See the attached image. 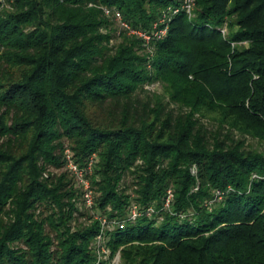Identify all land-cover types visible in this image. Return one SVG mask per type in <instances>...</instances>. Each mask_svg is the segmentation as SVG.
Listing matches in <instances>:
<instances>
[{"label": "trees", "instance_id": "16d2710c", "mask_svg": "<svg viewBox=\"0 0 264 264\" xmlns=\"http://www.w3.org/2000/svg\"><path fill=\"white\" fill-rule=\"evenodd\" d=\"M183 1L0 0V264H264V0Z\"/></svg>", "mask_w": 264, "mask_h": 264}, {"label": "built area", "instance_id": "2783aa9c", "mask_svg": "<svg viewBox=\"0 0 264 264\" xmlns=\"http://www.w3.org/2000/svg\"><path fill=\"white\" fill-rule=\"evenodd\" d=\"M4 1V0H3ZM194 0H184L182 4V8L185 9L187 12H189L192 15L193 7H194ZM180 11V8H171L168 12H166L163 17L154 23V26L151 31H145L139 28H135L132 26L128 21H126L123 18V15L120 11L115 12V19L120 27V29H125L128 31L129 34H134L137 36L142 37L146 44L149 46V49L152 50L151 42L153 40H159L168 35L169 32V24L172 20L174 14ZM66 153V162H67V168L71 171V173L76 177L78 183L84 188V198L86 205L88 207H91L95 202V196H94V190L91 186V181L89 178V174H92L93 172V165L96 162V155L93 154L89 161L87 162L85 167H81L80 164L76 161V159L73 156V153L70 148H67L65 150ZM218 195L221 196V192H218ZM174 198V192L172 188H168L167 190V196L164 201V205L162 208H170L171 204L173 202ZM158 209L155 205H150L146 209L142 210L137 204H133L129 210L128 220L135 221L138 217L146 213L147 215H152L155 212H157ZM103 219V230L98 235V247L101 252H108L106 250L105 246H102V237L104 236V229L106 226H110L113 224H119L121 228H124L126 226L127 220L123 221H109L106 217Z\"/></svg>", "mask_w": 264, "mask_h": 264}, {"label": "rangeland", "instance_id": "374dc122", "mask_svg": "<svg viewBox=\"0 0 264 264\" xmlns=\"http://www.w3.org/2000/svg\"><path fill=\"white\" fill-rule=\"evenodd\" d=\"M151 88V90L152 91H154V90H156V91H162L163 89H162V86H161V84L160 83H156V84H153V85H151L150 86ZM142 95H144V94H142ZM208 126L211 128V127H213V125L211 124V123H209L208 122ZM247 143H250V144H252V145H254L255 147H258V148H260V149H264V144H262V143H260L257 139H254V138H252V137H249L248 138V141H247ZM131 180H132V175H130V174H128V175H126V177H125V182L126 183H130L131 182ZM89 211V212H88ZM87 211V214H85L84 216H79L78 217V219H77V221L75 222V223H77V222H86L87 220H89L88 219V215L90 214V213H92L93 211L92 210H88ZM114 228V225H110V226H106L105 227V230H108V229H113ZM106 236L104 235L103 237H102V246L104 245L105 246V248H106V250H108V252H106V253H104V252H102V255H101V257L102 258H105V259H107V258H109V256H110V250H109V248L105 245V241H106ZM110 264H124L123 263V259H122V256H121V254L120 253H117V255L115 256V257H113V258H111L110 259Z\"/></svg>", "mask_w": 264, "mask_h": 264}]
</instances>
